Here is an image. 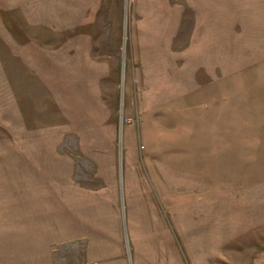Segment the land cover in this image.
<instances>
[{"label":"rangeland","instance_id":"1","mask_svg":"<svg viewBox=\"0 0 264 264\" xmlns=\"http://www.w3.org/2000/svg\"><path fill=\"white\" fill-rule=\"evenodd\" d=\"M0 264H264V0H0Z\"/></svg>","mask_w":264,"mask_h":264}]
</instances>
